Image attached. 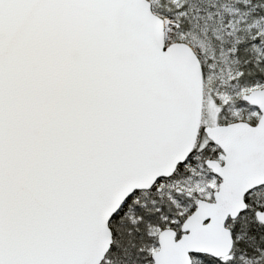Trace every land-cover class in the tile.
<instances>
[{
  "label": "snow or ice",
  "instance_id": "6c2138e0",
  "mask_svg": "<svg viewBox=\"0 0 264 264\" xmlns=\"http://www.w3.org/2000/svg\"><path fill=\"white\" fill-rule=\"evenodd\" d=\"M0 264H264V0H0Z\"/></svg>",
  "mask_w": 264,
  "mask_h": 264
}]
</instances>
